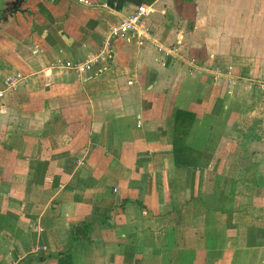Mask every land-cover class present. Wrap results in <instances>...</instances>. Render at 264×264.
Segmentation results:
<instances>
[{
    "label": "crops",
    "instance_id": "obj_1",
    "mask_svg": "<svg viewBox=\"0 0 264 264\" xmlns=\"http://www.w3.org/2000/svg\"><path fill=\"white\" fill-rule=\"evenodd\" d=\"M14 1L0 264H264V0Z\"/></svg>",
    "mask_w": 264,
    "mask_h": 264
},
{
    "label": "built area",
    "instance_id": "obj_2",
    "mask_svg": "<svg viewBox=\"0 0 264 264\" xmlns=\"http://www.w3.org/2000/svg\"><path fill=\"white\" fill-rule=\"evenodd\" d=\"M152 12V8L147 6L146 4L139 5L136 10L131 12L130 14L123 17L118 26H115L111 29L110 35L112 37H120L126 36L127 34H131L132 32H137V34L143 35L149 33L148 23L146 21V17ZM106 48L104 47L98 55H95L94 58L90 59L88 62L82 63H72L67 62V66L76 69L77 71H81L87 68H90L93 63L96 61L103 59L105 56ZM20 80L19 76L12 75L6 80L5 87L0 88V98H2L6 91L12 88H15Z\"/></svg>",
    "mask_w": 264,
    "mask_h": 264
},
{
    "label": "trees",
    "instance_id": "obj_3",
    "mask_svg": "<svg viewBox=\"0 0 264 264\" xmlns=\"http://www.w3.org/2000/svg\"><path fill=\"white\" fill-rule=\"evenodd\" d=\"M173 143H174V145L176 146V149L178 150L177 145H179V143H177V141H174ZM178 152H179V151H176L177 154H178ZM82 226H85V228H87L86 225H82ZM71 234H72V237H73L74 239H77V238L79 239V238H80L79 235H75V232H71ZM60 264H74L73 257H70V258H67V257H66L64 260H62V262H61Z\"/></svg>",
    "mask_w": 264,
    "mask_h": 264
},
{
    "label": "water",
    "instance_id": "obj_4",
    "mask_svg": "<svg viewBox=\"0 0 264 264\" xmlns=\"http://www.w3.org/2000/svg\"><path fill=\"white\" fill-rule=\"evenodd\" d=\"M22 1L23 0H15L14 3H13L15 8H17Z\"/></svg>",
    "mask_w": 264,
    "mask_h": 264
}]
</instances>
